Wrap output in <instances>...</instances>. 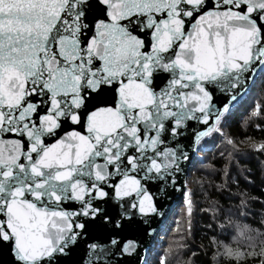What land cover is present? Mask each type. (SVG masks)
I'll use <instances>...</instances> for the list:
<instances>
[{
	"label": "snow or ice",
	"instance_id": "obj_1",
	"mask_svg": "<svg viewBox=\"0 0 264 264\" xmlns=\"http://www.w3.org/2000/svg\"><path fill=\"white\" fill-rule=\"evenodd\" d=\"M262 157L264 0H0V264H264Z\"/></svg>",
	"mask_w": 264,
	"mask_h": 264
},
{
	"label": "trees",
	"instance_id": "obj_2",
	"mask_svg": "<svg viewBox=\"0 0 264 264\" xmlns=\"http://www.w3.org/2000/svg\"><path fill=\"white\" fill-rule=\"evenodd\" d=\"M251 130H249L250 132ZM241 147H244L243 145ZM253 169L254 172V180L255 183L251 186V191L253 193L254 196L256 197H260L261 196V189L264 188V183H262V179H264V157L260 158V161H257L256 159H253L251 165H250ZM255 208L257 209V211L260 210V206L259 205H255ZM259 218V217H258ZM178 220L179 224H180V228L181 229H185L186 228V221L184 220L182 215H173L170 218L171 220ZM204 224L205 221L203 218L197 217L196 218V223H195V228H194V232H195V242L196 243H205L207 244V240L203 239V228H204ZM248 235L249 234H245V236L243 238H240L238 240V244L243 247L244 245H247L250 243L249 239H248ZM173 238L172 236V232H169L168 236H164L163 239L166 241H170ZM181 241H183V237L180 238ZM260 240H264V237L260 238ZM260 240H258L257 242H260ZM161 247H167V245H162ZM171 264H189V260L186 256H177L174 259L171 260ZM221 264H224L223 261H221Z\"/></svg>",
	"mask_w": 264,
	"mask_h": 264
},
{
	"label": "water",
	"instance_id": "obj_3",
	"mask_svg": "<svg viewBox=\"0 0 264 264\" xmlns=\"http://www.w3.org/2000/svg\"><path fill=\"white\" fill-rule=\"evenodd\" d=\"M172 214H170V218H171ZM163 238V237H162Z\"/></svg>",
	"mask_w": 264,
	"mask_h": 264
}]
</instances>
